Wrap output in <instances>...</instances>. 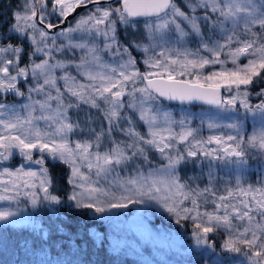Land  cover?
<instances>
[{"label": "snow or ice", "instance_id": "snow-or-ice-1", "mask_svg": "<svg viewBox=\"0 0 264 264\" xmlns=\"http://www.w3.org/2000/svg\"><path fill=\"white\" fill-rule=\"evenodd\" d=\"M132 207L264 264V0H0V264H116Z\"/></svg>", "mask_w": 264, "mask_h": 264}, {"label": "rangeland", "instance_id": "rangeland-1", "mask_svg": "<svg viewBox=\"0 0 264 264\" xmlns=\"http://www.w3.org/2000/svg\"><path fill=\"white\" fill-rule=\"evenodd\" d=\"M122 213L121 220L127 222L120 228V235L127 242L124 252H135L137 257L154 260L155 264H177L179 260L174 257L181 258L179 255L180 245L183 244L186 247L187 241L181 240L180 237L183 234L180 232L162 227L156 223V219L152 218L151 220V216L155 214L163 216L159 209L152 207L145 215V221L152 230L151 238L146 237L142 230L136 226L140 218L136 215L135 207L130 210H122ZM109 230L111 231V229Z\"/></svg>", "mask_w": 264, "mask_h": 264}, {"label": "trees", "instance_id": "trees-1", "mask_svg": "<svg viewBox=\"0 0 264 264\" xmlns=\"http://www.w3.org/2000/svg\"><path fill=\"white\" fill-rule=\"evenodd\" d=\"M254 167H255V165H254ZM152 215H153V213H152ZM164 215L165 214H163V216L161 217L160 215L155 214V215L151 216V220H152V218H153V220L156 219V221H157L156 223L161 225L162 227H165V228L168 227L169 229L171 228L173 230H176V232H180L181 234L184 233L183 229H180L178 231L177 226L175 225L174 221L170 220L166 215L165 216ZM105 227H107V225H105ZM180 238H181V240L184 239V241H188V237L184 234ZM134 253L135 252L130 251V252H124L123 255H119V258L117 259L116 264H120L121 261H124L125 264H155V262H153L154 260L151 261L149 259H143L141 257L139 258ZM109 255L110 256H117L118 254L110 252ZM174 258L176 260H180L179 257H174Z\"/></svg>", "mask_w": 264, "mask_h": 264}]
</instances>
